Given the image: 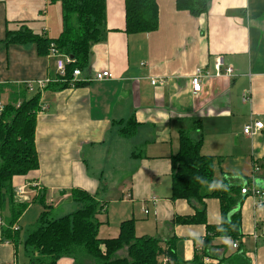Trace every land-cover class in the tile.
I'll return each instance as SVG.
<instances>
[{
	"label": "crops",
	"instance_id": "obj_1",
	"mask_svg": "<svg viewBox=\"0 0 264 264\" xmlns=\"http://www.w3.org/2000/svg\"><path fill=\"white\" fill-rule=\"evenodd\" d=\"M157 4L158 29L127 35L125 1L106 0V38L93 46L80 78L89 80L80 88L44 91L35 131L39 170L14 178L13 186L16 193L25 187L28 199L44 193L52 208L73 200L64 191L84 190L102 206L103 238H116L121 223L134 219L138 237L172 243L179 260L191 263L204 251L207 233L205 225L175 221L196 213L187 201L170 200L171 157L178 152L180 130L193 139L201 133L202 154L214 158L215 180L264 190V129L243 133L250 124H264V0H209L208 13L200 17L178 11L176 0ZM22 25L57 39L63 31L61 1L0 0L4 104L14 91L3 87L19 89L57 74L56 58L39 55L36 45H3L6 32ZM217 58L234 76L205 82L202 93L193 94L192 76L198 69L214 74ZM104 70L112 77L96 81L95 74ZM152 79L164 84L154 86ZM131 118L139 127L125 138L120 122ZM194 119L201 131L192 129ZM239 194L241 237L214 238L204 264H264V204ZM205 206L208 225H219V200L207 199ZM32 210L15 227L21 228ZM3 224L0 219V229ZM0 264H18V243L0 241ZM58 264L74 263L63 258Z\"/></svg>",
	"mask_w": 264,
	"mask_h": 264
},
{
	"label": "trees",
	"instance_id": "obj_2",
	"mask_svg": "<svg viewBox=\"0 0 264 264\" xmlns=\"http://www.w3.org/2000/svg\"><path fill=\"white\" fill-rule=\"evenodd\" d=\"M62 4L63 31L57 39L34 33L22 25L17 31H7L2 42L4 46H37L38 54L48 56L51 46L60 55H68L72 62L66 67V81L51 82L45 91L80 88L85 82H77L72 87L69 81L73 71L88 67L94 45L106 38V0H60ZM125 33L127 35L151 33L158 29L157 0H124ZM178 11L189 12L194 17L208 13L209 0H176ZM4 90L14 91L10 102L5 103L0 117V219L4 221L0 229V241L19 243V230L14 227L28 207L38 202L42 209L35 228L28 232L23 243L26 264H58L69 258L74 264H204L212 240L226 237L236 242L241 237V188L214 178V158L202 154L203 137L193 139L181 129L179 149L171 157V201L185 200L196 210L192 217H177L175 221L183 225H205L204 251L196 254L191 263H184L176 255L172 243L162 245L154 237L136 235L134 219L126 220L119 226L116 238L100 236L102 212L96 196L80 189L64 191L77 204L72 213L52 217V206L46 204L45 194L31 199L17 196L13 186L14 178L27 177L39 170V159L35 145L37 113L40 111L41 94L37 92L27 97L26 85L19 89L5 86ZM21 103L18 104L19 100ZM123 124L119 133L125 138L135 135L139 123L131 118ZM192 129L201 131V123L192 120ZM141 157V154H134ZM33 182V181H32ZM218 199L221 223L208 225L205 201ZM8 214L3 217V212ZM125 251L124 256L119 252ZM168 260L164 263V260Z\"/></svg>",
	"mask_w": 264,
	"mask_h": 264
},
{
	"label": "built area",
	"instance_id": "obj_3",
	"mask_svg": "<svg viewBox=\"0 0 264 264\" xmlns=\"http://www.w3.org/2000/svg\"><path fill=\"white\" fill-rule=\"evenodd\" d=\"M50 56H53L56 58V70H57V74H56V78L54 79H46V80H38L35 82H28L26 83L27 89L29 92H34L35 90L37 92H40L41 96L45 91V88L51 83V82H63L66 81L67 82V78H66V67L67 65H69L72 62V59L68 56V55H60L57 50L54 48V46H51L50 48ZM82 75V71L79 69H76L73 71V75L71 80L69 81L70 85L72 87H74V85L78 82H87L89 79L86 80H80ZM223 76L226 77H233L234 76V70L232 69V67H224L222 59L221 58H217L215 61V73L211 74L203 69H198L196 71V73L192 76L191 78V88H192V92L195 95H198L200 93H202L203 89H204V84L205 82L208 81H212V80H216L219 79ZM112 77L111 73L109 70H104L101 71L99 73H96L94 76V79L96 81H103V80H107L110 79ZM152 85L156 86V85H163L164 81L161 79H152L151 81ZM35 86L37 87L35 89ZM4 103L0 102V117L4 111ZM262 129H264V124L262 122H255L254 124H250L248 126L245 127L244 129V134L247 136H252L255 133L261 131ZM26 191H25V187H21L18 189L17 191V196L23 199H28L27 197H25ZM241 195L244 196H249L252 197L253 199L256 200V205L261 206L264 204V190L260 189L254 185H248V186H244L241 189ZM23 196V197H21ZM146 213H148V211H146ZM14 230L17 231L19 230L17 227H14ZM237 245L234 244V247H236ZM168 260H164V263H167Z\"/></svg>",
	"mask_w": 264,
	"mask_h": 264
},
{
	"label": "rangeland",
	"instance_id": "obj_4",
	"mask_svg": "<svg viewBox=\"0 0 264 264\" xmlns=\"http://www.w3.org/2000/svg\"><path fill=\"white\" fill-rule=\"evenodd\" d=\"M36 88L37 87L35 86V89ZM35 92L37 93L36 90L32 93L29 92L28 96L35 95L36 94ZM1 99L3 101H7V98L4 95L1 96ZM27 195L29 197H32V196H30L31 194L29 193L28 190L26 191L24 196L26 197ZM21 197H23V196H21ZM69 201H70V203H67V205H64L65 203H63L61 208L60 207L59 208L57 207L58 209L56 207L52 208V217L53 218H59V217L65 216L67 214H70L71 212H73L74 210H76L78 208L77 204H75L73 202V200H69ZM32 207H33V210L25 218V222H23L22 224L19 223L21 228H19L20 231H19V243H18V264H26V258H25L23 243L27 237L28 232L35 228L37 221L40 217L41 210H42L41 205L38 202L32 203L29 208H32ZM63 210H65L66 213H63ZM7 214H8V211L7 212L5 211V212H3L1 217H3L4 215L6 216ZM100 236L103 237V235H101V234H100ZM104 238H106V237H104ZM125 254H126L125 251L119 252V256H124Z\"/></svg>",
	"mask_w": 264,
	"mask_h": 264
},
{
	"label": "water",
	"instance_id": "obj_5",
	"mask_svg": "<svg viewBox=\"0 0 264 264\" xmlns=\"http://www.w3.org/2000/svg\"><path fill=\"white\" fill-rule=\"evenodd\" d=\"M257 183H258V181H257Z\"/></svg>",
	"mask_w": 264,
	"mask_h": 264
}]
</instances>
